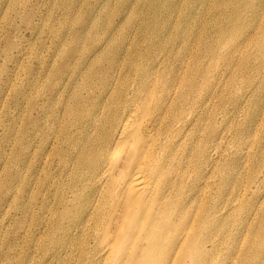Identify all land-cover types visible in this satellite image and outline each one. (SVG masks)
<instances>
[{
    "label": "bare ground",
    "instance_id": "6f19581e",
    "mask_svg": "<svg viewBox=\"0 0 264 264\" xmlns=\"http://www.w3.org/2000/svg\"><path fill=\"white\" fill-rule=\"evenodd\" d=\"M80 1L87 21L74 14ZM147 1L59 0V26L68 32L53 35V46L29 65L27 111L13 117V181L18 188L23 177L44 181L43 206L58 211L63 245L81 247V264L215 263L228 226L238 220L232 214L260 201L258 195L242 201L252 186L224 174L230 167L221 154V107L216 103L208 115L211 99L199 81L204 54L220 55L212 47L196 49L191 38L213 34L201 20L193 31L199 0L183 3L190 7L186 24L175 19V0H167L165 13L164 0L149 10ZM17 2L9 0L3 11L17 9ZM229 3L205 0L199 9L215 7L213 16L223 21ZM99 7L104 19L94 22ZM140 7L146 16L137 19ZM262 8L264 0L250 6L254 13ZM249 16L247 10L240 19ZM8 24L17 27L12 19ZM244 42L233 41L231 53ZM259 115L238 127L241 135ZM243 151L242 162L264 176V132L257 149ZM233 166L242 167L241 157ZM246 216L252 223L264 217L259 209ZM252 258L263 261L261 247Z\"/></svg>",
    "mask_w": 264,
    "mask_h": 264
},
{
    "label": "rangeland",
    "instance_id": "374dc122",
    "mask_svg": "<svg viewBox=\"0 0 264 264\" xmlns=\"http://www.w3.org/2000/svg\"><path fill=\"white\" fill-rule=\"evenodd\" d=\"M9 0H0V264H78L83 259L80 246H64V235L56 227L58 211L48 212L43 206L45 203L42 185L44 181H28L23 177L19 188L13 181L14 168H12L11 152L14 146V138L11 137L13 117L26 113L28 107V67L37 54L42 55L46 48L53 46V35L57 32L61 36L68 32L65 27L59 26L62 9L58 7L59 0H18L17 9L3 11L2 7ZM141 1V0H139ZM170 1V0H169ZM221 21L217 14L219 9L208 7L200 10L205 5V0L196 3L192 28L196 33L201 27V21L212 34L206 41L197 39L193 35L192 44L197 48L212 47L216 54L205 53L207 69L199 81L202 82L204 93L209 95L210 106L208 115H214L213 106L220 104L219 120L223 138L221 142V154L223 161L230 168H224V174L236 176L243 188L252 186L248 199L258 195L259 203L251 207H245L231 218L238 216V220L230 223L232 232L225 234L224 241L219 247L220 255L215 263L210 264H264L263 261L254 262L253 252L258 247L264 250V217H258L253 221L246 213L260 210V216L264 215V176L258 175L252 169L251 163L242 162L244 149L256 148L260 143L264 132V8L260 12H252L250 6L262 0H229ZM115 2V0H113ZM152 2L148 0L146 6L152 9ZM175 19L186 24V16L190 13L188 3L183 6L185 0H175ZM204 2V3H202ZM167 5L163 12L170 9ZM228 3V2H227ZM222 6V4H219ZM193 7V6H192ZM35 13L31 15V9ZM136 18H145L139 8ZM211 10L212 13H209ZM249 10L247 20L240 19V15ZM23 11L30 14L29 18L23 16ZM33 11V12H34ZM204 12L203 14H200ZM136 13V12H135ZM219 13V12H218ZM74 14H80L87 21V5L74 9ZM94 22L104 19L100 7L97 10ZM9 19L16 22L14 27L8 24ZM201 20V21H200ZM8 21V22H7ZM49 24H54L56 30L52 32ZM190 25V24H188ZM199 27V28H198ZM198 28V29H197ZM217 31L220 32L218 36ZM52 33V34H51ZM208 33V32H207ZM9 36L11 45H7L5 38ZM203 44L198 47V42ZM240 50L231 53L233 41H244ZM47 46V47H46ZM46 47V48H45ZM244 54V55H243ZM210 65V66H209ZM214 83H218L214 86ZM20 101L21 107L15 102ZM255 117L256 127L252 131L241 135V124L245 127ZM224 117V120H223ZM21 119V118H20ZM25 127V120L20 121ZM243 128V127H242ZM241 157L242 167L233 166L236 158ZM244 164V166H243ZM224 175V176H225ZM232 183L233 181H229ZM227 189V185H225ZM225 189V190H226ZM42 190V191H41ZM52 202H55L54 197ZM58 204L54 206L57 208ZM251 217V216H250ZM53 222L55 225H53ZM232 224V225H231ZM252 224V225H250ZM252 226V227H251ZM251 227V228H250ZM253 231H259L253 234ZM263 245H262V242ZM241 247V249H240ZM239 254V256H238ZM234 257V259L232 258ZM252 258V259H251ZM82 260L79 262L81 264ZM109 263V262H108Z\"/></svg>",
    "mask_w": 264,
    "mask_h": 264
}]
</instances>
